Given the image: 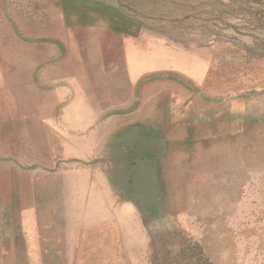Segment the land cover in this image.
Returning a JSON list of instances; mask_svg holds the SVG:
<instances>
[{"label":"rangeland","instance_id":"obj_1","mask_svg":"<svg viewBox=\"0 0 264 264\" xmlns=\"http://www.w3.org/2000/svg\"><path fill=\"white\" fill-rule=\"evenodd\" d=\"M57 11L65 151L50 168L33 152V170L46 180L97 167V188L64 180L59 196L38 193L25 215L21 199L15 217L0 222V264H264V0H0V80H13L14 61L36 63L30 78L41 94L22 107L1 98L10 120L2 132L15 147L1 154L17 164L23 132L35 125L27 115L60 76L37 65L40 52L26 59L24 43L9 50ZM84 23L120 31V59L80 48L75 24ZM184 94L187 104L172 103ZM141 107L152 117L133 119ZM103 175L114 192L103 190Z\"/></svg>","mask_w":264,"mask_h":264},{"label":"crops","instance_id":"obj_2","mask_svg":"<svg viewBox=\"0 0 264 264\" xmlns=\"http://www.w3.org/2000/svg\"><path fill=\"white\" fill-rule=\"evenodd\" d=\"M45 23L47 26L45 25L46 28L44 31H41L37 34L25 33L23 42H17L14 37L12 40L13 43L10 47L11 49L9 50L11 53H13L12 48L16 43H24L27 47L31 48V50H29L30 48L28 49L29 51L28 54H26V59L29 58L30 60V55H32V53L36 54L37 52H40L44 54L45 61L42 62L41 60H39L37 65L43 64L42 66H46L47 71H56V74H59L60 78H58L57 75V78L55 80H50L54 81V84H47V89H49V91L46 89L45 94H47L49 100L44 99L41 102L38 101L37 104L35 101L34 103L36 110L32 112L29 111V113H31L27 115L28 118L35 120V125L33 128H27L23 132V148L26 154L23 158L22 164H17L16 160L12 159L10 154L9 157L4 153L1 154V152L7 150L13 151L15 147L14 141H12V134H5V132H2V129H5L6 126L9 125L10 120L7 118V116L0 115V222L11 221L15 217L16 213L14 208L19 204L21 199L23 200L24 205V211L22 214L25 215L28 214L29 210L31 211L32 208L36 205L35 198H37L38 193L42 197V193L45 190L47 192L49 191L50 193L55 191V194L59 196L60 192H63V188L62 186L59 187L58 183H63L64 180H66L67 182L70 181L71 183H79V181L83 179L84 182L92 185L91 188L87 185L85 187L86 190H91L92 187H94L93 192L92 190L90 191L91 193H95L97 188L95 186V173L97 167L95 170L89 171L87 176L80 177L78 175H48L46 180H44L43 174H39L38 176V172H35L33 170V167L38 165L37 161L39 162V160H37L38 157H33V152H39L40 154L39 159L41 160V163L39 165H47V167L50 168L52 167V161H55L58 157L63 156L62 154L65 151L66 143L63 128H61L56 121L57 118L64 117L63 95L60 94V96H58V88L64 87V83L62 82L64 66L59 65L64 61V19L62 12L60 11L59 14L57 11L56 16L51 15L48 20H45ZM103 23H106V21L104 20ZM108 24V26L97 28L99 30H96L94 28V25H86V23H84V25L80 26L79 24H75V27L77 28V30L75 31H78L79 33L74 34V41L78 43V46H80V48L87 49L91 53H94L96 51L95 49H98V46H100V50L104 49L103 53L107 55L112 54L114 58H119V56L123 54L122 49H124L126 39L120 31L112 28L111 23ZM80 28H87L88 33L84 34L83 31H80ZM108 43L115 48L111 46L107 47L108 45L106 44ZM37 45H39L40 48H37ZM98 54L100 53L98 52ZM35 64L36 63H28L27 61L24 65H19V63H15L14 61V64L12 65L15 66L13 80L11 78L9 79L10 84H7L5 81L0 80V102H2L1 98L7 96L11 100V103L18 104L19 107H22V105H25L27 102L34 101V98H37L41 95L33 87V84H31V66H34ZM100 67L104 69L106 66ZM126 68L127 67L124 68L125 74H122L121 76L123 82H127V80L129 79ZM117 69H119V67L114 63L113 66H111L110 70L115 71ZM173 96L174 99H172ZM173 96H171V101L173 104L176 102L187 104L186 102L190 97L185 94L179 95L177 97H175V95ZM113 97L114 98H109L108 101H110L111 99L119 98L118 95ZM153 101L154 100L152 99L151 102ZM143 107L145 109L144 105ZM136 109L138 110V107ZM151 109H153V106L151 107ZM137 110L132 114L133 119L143 120L152 117L149 113H145V110H143L142 107L141 110ZM92 111L93 112H91V115L90 111L86 112L89 115L88 117H95V111ZM12 112L14 117L16 113L13 110ZM81 113L79 109L74 108V110H72V118H79ZM128 118L129 117H127V115L119 117L120 124L126 126V119ZM121 120H123V123ZM109 131L107 132V134H109ZM103 133L104 135H106V132ZM100 140L101 137L98 141L103 142L104 138L101 141ZM151 163H153V161ZM154 164V166L156 167L157 161H155ZM40 172H43V169H40ZM103 179L105 183V187H102L103 190L105 192L106 190L107 192H111L113 189L110 183H108V180H105V175H103ZM38 181H40L39 183L41 186V190L39 191H37V186H34V184ZM43 183H47L48 186L44 188ZM9 184L13 185L9 186ZM16 184H18V186ZM53 185H55L56 187ZM71 190L78 193L79 186H71ZM109 197H111V195H109ZM26 207L28 208V211L25 213Z\"/></svg>","mask_w":264,"mask_h":264},{"label":"bare ground","instance_id":"obj_3","mask_svg":"<svg viewBox=\"0 0 264 264\" xmlns=\"http://www.w3.org/2000/svg\"><path fill=\"white\" fill-rule=\"evenodd\" d=\"M102 50V49H101ZM103 54H105V53H103ZM141 57H142V60L143 61H146V62H152L153 61V57L152 56H148V55H140ZM86 57H88V56H86ZM90 57H92V56H90ZM163 57V56H162ZM114 58V57H113ZM90 61V60H89ZM87 62V61H86ZM130 62V61H129ZM90 63V62H89ZM132 63V62H131ZM139 63V62H138ZM141 66V65H140ZM143 66V65H142ZM150 66V65H149ZM151 68V67H150ZM139 69V68H138ZM128 70V69H127ZM132 71V70H131ZM123 74V73H122ZM120 75V74H119Z\"/></svg>","mask_w":264,"mask_h":264}]
</instances>
